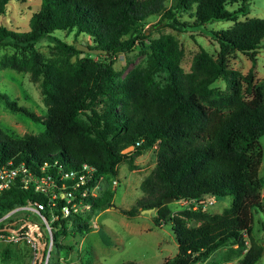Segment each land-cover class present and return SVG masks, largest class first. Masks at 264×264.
I'll return each instance as SVG.
<instances>
[{"label":"trees","instance_id":"1","mask_svg":"<svg viewBox=\"0 0 264 264\" xmlns=\"http://www.w3.org/2000/svg\"><path fill=\"white\" fill-rule=\"evenodd\" d=\"M11 1L0 0V16ZM165 1L42 0L27 31L0 24V46L13 48L11 54L0 58V67L40 76V92L47 106L45 115H37L0 92V101L9 110L43 125L37 135L22 137L0 130V167L23 165L36 176L51 175L58 180L63 171L86 163L94 172L86 185L74 191L78 192L104 175L116 174L122 161L134 167L135 157L158 142L155 167L140 185L144 196L131 208L118 210L131 217L142 209L156 208L155 225L172 221L178 251L162 264H194L224 245L230 246V254L240 255L243 235L252 234L254 213L264 214V176L259 175L264 155L260 142L264 136V94L254 71L258 51L264 48V18L236 21L239 15L249 13V0H176L173 8ZM231 4L237 7L229 9ZM181 12H190L193 19H181ZM151 15L159 17L155 28L181 33L214 21L235 24L209 30L218 45L215 55L201 50L185 72L179 65L178 42L171 35L142 42L136 26ZM56 31L88 36V46L103 52L66 64L46 59L35 45ZM55 39L64 52H80ZM137 43L146 53L147 66L116 80V55L132 50ZM236 52L251 61L245 74L228 65ZM219 78L227 84V93L212 87ZM137 141L141 143L132 151L121 152ZM19 181L20 175L8 190L0 192V217L29 200H38L47 205L43 215L50 218L47 198L31 186L20 188ZM63 184L70 187L71 182ZM208 196L229 198L231 204L220 214L191 208L170 215L163 202L167 197L200 202ZM112 197L107 190L100 196L77 194L75 201L82 199L91 209L105 210L114 206ZM57 202L58 217L52 222L56 237L92 230L77 212L63 217L61 207L66 202ZM188 218L201 222L189 226ZM261 226L264 228V223ZM42 238L48 242L47 236ZM54 241L55 247L62 248ZM263 253L264 245L251 241L238 264H257Z\"/></svg>","mask_w":264,"mask_h":264},{"label":"rangeland","instance_id":"2","mask_svg":"<svg viewBox=\"0 0 264 264\" xmlns=\"http://www.w3.org/2000/svg\"><path fill=\"white\" fill-rule=\"evenodd\" d=\"M176 0H166L165 5L174 7ZM42 0L11 1L5 7L4 15L0 16V24L20 32L29 29L30 19ZM250 11L246 16L239 15L236 21H244L248 18H264V0H249ZM237 4L228 5L229 9H235ZM190 12H181L180 18L190 19ZM157 15H151L139 23L136 28L142 37V42L148 44L150 39L171 35L177 40L180 49L179 65L189 72L194 56L201 50H205L211 55H215L218 45L208 33L209 30H220L232 27L233 21H214L205 24L202 28L188 31L186 33L177 32L168 27L155 28L158 21ZM147 37H144V36ZM64 40L67 44L76 46L77 44L91 45L88 36H75L73 32L56 31L50 37H45L35 45L36 49L46 59L60 64L72 63L75 60L86 57L89 53L64 52L55 37ZM13 52L10 46H0V58ZM230 68L245 74L251 67V61L246 55L236 52L228 59ZM147 66V56L140 44H136L132 50L118 53L113 64L114 70L118 73L116 80H124L125 77L135 68H145ZM255 82L263 87L264 94V48L257 54L255 65ZM42 78L32 77L29 71H19L11 67H0V92L7 94L18 105L27 107L37 115H45L47 106L43 102L40 92ZM212 87L221 93H227L229 88L222 79L216 80ZM43 129L41 123H36L23 114L12 112L0 101V130L8 135L22 137L24 135H37ZM264 152V136L260 138ZM156 142L151 148L135 157L134 167L127 161H122L116 166V174L104 175L91 190L95 196L102 195L110 190L113 193V207L105 210H95L83 204L76 205L77 213L83 215L86 222L91 226L89 233H71L65 236L54 234V228L50 233L46 228L43 235L52 238L50 249L46 250V256L38 255V251L23 241L0 242V264H34L40 259L43 264H122L127 261L139 264H162L166 259L176 255L178 245L172 230V221L169 219L157 226L153 222V216L157 209L151 210L150 214L139 212L136 216H126L118 208L129 209L137 204L142 198L143 192L140 189L141 182L151 173L157 161ZM259 175L264 176V155L260 166ZM116 182V183H114ZM264 201V187L261 190ZM211 202V203H210ZM231 199L216 198L208 196L200 202L196 200H177L167 203L171 214L185 210L201 208L209 214H220L229 207ZM18 216H21L18 215ZM14 223H7V226H19L22 222L20 218ZM26 217L41 222L39 217L28 214ZM201 221L188 218L187 224L195 226ZM264 214L254 213L253 231L250 236L243 235L244 249L241 254H230V246L224 245L213 251L208 257L194 264H238L242 253L251 245V241L264 245ZM51 240V239H50ZM61 244L62 248L55 247V241ZM45 260V261H44ZM257 264H264V253Z\"/></svg>","mask_w":264,"mask_h":264},{"label":"built area","instance_id":"3","mask_svg":"<svg viewBox=\"0 0 264 264\" xmlns=\"http://www.w3.org/2000/svg\"><path fill=\"white\" fill-rule=\"evenodd\" d=\"M140 143L141 141H137L134 145L123 149L121 152H130ZM93 172L94 167L86 163H82L77 168L63 171L57 180L51 175L36 176L27 171L23 165L18 167H9L7 165L1 166L0 192L8 190L13 184H15L16 178L20 175V188L27 189L29 186H31L35 192H39L47 198V204L50 206L48 207L50 209V218H46L43 215L47 205H45L42 201L29 200L25 204L18 205L0 217V225H2V228H0V242L23 241L32 246L34 251H38V255H40V251H43V254L45 250H48L49 252L52 238L51 236L50 238L48 237L47 242L43 240L42 233L44 228H46L49 233L50 229L53 228L52 222L58 217L55 213V211H57V200L63 199L66 202V204L61 207V213L63 217H67L71 212L76 213V205L83 204L90 207L89 204L83 203L82 199H79V202H76V195L95 196L92 194L91 190L95 187L99 180L96 181L92 187H85L83 190L78 192L74 191L77 190V188H79L81 185H86L89 182ZM66 181L71 182L70 187L63 184V182ZM20 214L23 217L19 219L20 222L22 221L19 226H7V223L16 222L18 218L21 217L18 216ZM28 214L36 215L39 217L41 222L37 223L35 220L26 217ZM45 256L46 254L44 255V259H46ZM34 264H43V261L40 259L39 262L35 261Z\"/></svg>","mask_w":264,"mask_h":264},{"label":"water","instance_id":"4","mask_svg":"<svg viewBox=\"0 0 264 264\" xmlns=\"http://www.w3.org/2000/svg\"><path fill=\"white\" fill-rule=\"evenodd\" d=\"M76 48L80 51H83V52H86V53H89V54H98V53H102L103 50H100V49H96V48H90L88 45H84V44H77L76 45ZM174 201L173 198L171 197H167L163 200L164 204H167L169 202H172ZM114 208V206H111ZM154 208H147V209H142L140 212L141 213H148L150 214L151 210H153ZM40 254L42 255L43 254V251H40Z\"/></svg>","mask_w":264,"mask_h":264}]
</instances>
